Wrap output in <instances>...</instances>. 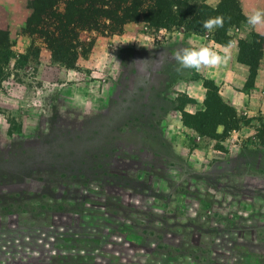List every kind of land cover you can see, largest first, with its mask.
<instances>
[{
    "label": "rangeland",
    "instance_id": "1",
    "mask_svg": "<svg viewBox=\"0 0 264 264\" xmlns=\"http://www.w3.org/2000/svg\"><path fill=\"white\" fill-rule=\"evenodd\" d=\"M29 1L13 0L15 34L0 35V264H264V108H231L240 133L215 135V85L190 113L192 99L164 91L163 76L151 87L159 67L142 62L180 31L208 45L223 28L187 31L175 14L111 23L81 31L67 64L27 33Z\"/></svg>",
    "mask_w": 264,
    "mask_h": 264
},
{
    "label": "trees",
    "instance_id": "2",
    "mask_svg": "<svg viewBox=\"0 0 264 264\" xmlns=\"http://www.w3.org/2000/svg\"><path fill=\"white\" fill-rule=\"evenodd\" d=\"M60 4L63 6L60 7ZM28 8L31 12L24 22L27 33L38 35L50 51L51 57L67 64H71L75 59L77 47H80L81 31L104 28L111 23L123 25L128 21H151L159 23L158 25H164L170 15L175 14L179 16V21H187L184 26L187 31L197 32L203 29L201 21L220 12L223 16H228L225 17L226 20L230 17L231 22H236V25L227 22L228 27L226 25L223 27L222 35L212 34L213 40L222 43L231 42L234 39L230 34V37L226 36L227 31L232 27H239L240 24L247 26L245 16L241 14L238 0H219L213 8L208 7L205 0H30ZM208 8L209 13L205 14ZM204 9L205 11H203ZM0 35L8 34L6 31L0 30ZM224 36L228 40L220 38ZM237 40L239 42V59L250 64L254 71L264 45V36L249 30L244 39L241 36V38L237 37ZM242 44L247 45H243L247 50L251 48L249 54L242 53ZM255 58L256 62L254 63ZM214 88L217 90L216 86ZM216 96L218 100L214 99V101L217 102L219 108L211 107L209 115L212 120H210L214 121L215 135H219L216 133L218 125L223 126L222 133L226 134L232 129L231 123L228 124L227 120H229L228 117L233 107L223 102L218 91ZM206 99L207 96L203 101L204 105Z\"/></svg>",
    "mask_w": 264,
    "mask_h": 264
},
{
    "label": "crops",
    "instance_id": "3",
    "mask_svg": "<svg viewBox=\"0 0 264 264\" xmlns=\"http://www.w3.org/2000/svg\"><path fill=\"white\" fill-rule=\"evenodd\" d=\"M216 3L218 0H211ZM239 8L241 14L246 16L250 11L259 7L264 8V0H238ZM27 13H23V19L25 20ZM15 18L20 19L19 15L17 16L15 13L13 0H0V30H4L8 35L15 34ZM25 22V21H24ZM22 22V23H24ZM131 28L129 25L125 26V29ZM248 30L249 27H247ZM255 34L261 35L255 31H252ZM180 34V38L177 42L172 44H163L159 48L154 49L144 55L143 63L148 65L157 64L159 70L152 73L151 70L147 76V80L150 82V86H155V77L153 76H163L164 78V91L174 90L185 93L188 97L192 99V102L187 104L184 110H187L190 113H193L197 110H203L204 105L203 101L206 96V87L205 81L209 80V82L213 83L218 90V94L220 98L226 104L233 107L239 113L243 115H249L254 112V103L257 104L258 107L264 108L260 106L258 103L264 104V45L261 51V55L259 57V62L257 68L253 71L251 65L242 62L237 54V46L231 43V47L228 45H223L210 36L209 44L206 46L212 47L214 50L218 51L221 54H228L230 59L226 65H222L215 69H203L201 76L192 77L195 71L185 70L183 72H177L172 69L177 67L176 62L172 58V53L178 49L183 47H200L204 46L208 41L207 34L205 35H196L193 33H185L178 32ZM264 36V35H262ZM194 37V38H193ZM199 37V38H197ZM196 40V41H195ZM152 73V74H151ZM175 84V87L173 86ZM258 108H256L257 110ZM263 110V109H262ZM264 111V110H263ZM180 110H176L173 106L167 109L166 115L167 117H174V123L177 128L183 126L182 121L179 118ZM233 133H240V129H232ZM223 126L218 125L216 127V133L221 135L223 134ZM231 133V131H228ZM174 148H177V144L172 143ZM211 150H214L212 148ZM219 153H225L221 150H216ZM14 225H10L9 227H13ZM101 226V224H100ZM6 226L0 225V228H4ZM102 228V227H101ZM16 242V241H14ZM107 244V240H104L103 247ZM105 248V247H104ZM79 255H89V253L85 250L74 251ZM6 254V253H5ZM78 255V254H77ZM23 258L22 261L28 259ZM10 259V257L8 258ZM6 258L4 257L1 263L6 262ZM110 264H116L113 260L109 261Z\"/></svg>",
    "mask_w": 264,
    "mask_h": 264
},
{
    "label": "clouds",
    "instance_id": "4",
    "mask_svg": "<svg viewBox=\"0 0 264 264\" xmlns=\"http://www.w3.org/2000/svg\"><path fill=\"white\" fill-rule=\"evenodd\" d=\"M230 20V17L227 18ZM226 18L220 14L209 17L201 21L202 28L207 33L221 29L225 26ZM246 25L251 31L264 35V8H255L245 16ZM231 47V42H229ZM172 58L176 62V71L182 72L192 70L200 72L202 69H215L226 65L230 59L228 54H221L209 46L183 47L172 53Z\"/></svg>",
    "mask_w": 264,
    "mask_h": 264
},
{
    "label": "built area",
    "instance_id": "5",
    "mask_svg": "<svg viewBox=\"0 0 264 264\" xmlns=\"http://www.w3.org/2000/svg\"><path fill=\"white\" fill-rule=\"evenodd\" d=\"M228 33L234 37L232 40L233 43L237 41V37H241L243 35L241 29L239 27H232Z\"/></svg>",
    "mask_w": 264,
    "mask_h": 264
}]
</instances>
